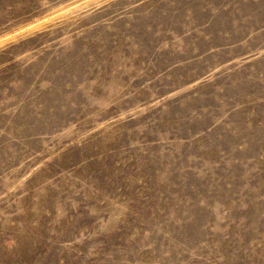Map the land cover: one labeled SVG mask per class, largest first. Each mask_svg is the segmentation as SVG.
<instances>
[{
  "label": "rangeland",
  "instance_id": "rangeland-1",
  "mask_svg": "<svg viewBox=\"0 0 264 264\" xmlns=\"http://www.w3.org/2000/svg\"><path fill=\"white\" fill-rule=\"evenodd\" d=\"M0 36V264H264V0H0Z\"/></svg>",
  "mask_w": 264,
  "mask_h": 264
},
{
  "label": "bare ground",
  "instance_id": "bare-ground-1",
  "mask_svg": "<svg viewBox=\"0 0 264 264\" xmlns=\"http://www.w3.org/2000/svg\"><path fill=\"white\" fill-rule=\"evenodd\" d=\"M77 4H78V3H77ZM2 37H3V36H0V41L3 39ZM1 38H2V39H1Z\"/></svg>",
  "mask_w": 264,
  "mask_h": 264
}]
</instances>
